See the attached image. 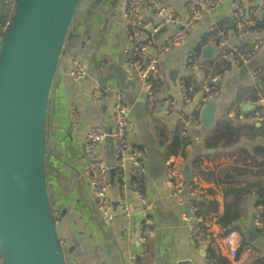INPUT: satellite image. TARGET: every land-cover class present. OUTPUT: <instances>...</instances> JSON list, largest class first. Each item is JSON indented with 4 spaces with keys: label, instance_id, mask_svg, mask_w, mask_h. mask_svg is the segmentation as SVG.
<instances>
[{
    "label": "crops",
    "instance_id": "obj_1",
    "mask_svg": "<svg viewBox=\"0 0 264 264\" xmlns=\"http://www.w3.org/2000/svg\"><path fill=\"white\" fill-rule=\"evenodd\" d=\"M232 0L205 14L181 46L160 57L161 76L157 80L155 98L150 100L143 89L138 68L126 64L127 0H79L73 22L80 26L65 42L59 68L65 74L68 97L65 98L61 75L58 73L48 103L47 128L54 153L48 160L47 180L54 211L62 217L58 229L68 264H126L133 243L125 235L118 204L125 198L119 186L114 143L107 139L101 153L110 167L109 196L116 210L113 227H107L97 208L88 167L84 139L93 125L111 129L117 98L130 108V141L141 145L145 153L144 178L152 201L156 236L149 239L148 249L138 257L141 264H264V237L251 240L248 231L256 228L257 216L264 211L259 194L264 190V123L249 118L250 113L264 112V41L253 59L235 65L219 55V32L231 25L239 28L240 19L226 20ZM246 17L264 21V0H241ZM189 0H173L169 10L179 21L170 24L155 36L162 42L187 20ZM2 0H0V14ZM146 17L158 21L154 10H145ZM228 45L249 46L250 37L241 42L236 31L225 33ZM144 35V34H142ZM264 36V32H263ZM3 34L0 30V40ZM204 41V43H203ZM202 44L200 49L199 45ZM197 50L198 69L187 67V56ZM80 54L87 63L84 79L72 84L69 78L71 60ZM220 74L218 93L204 99L200 84ZM193 80L199 85L194 99L182 101L179 82ZM106 89L100 103L92 100L95 83ZM174 97V108L165 112L167 98ZM67 102V104H66ZM181 112L195 114L198 122L188 128L190 148L184 149L179 133ZM234 115H231V114ZM242 114L243 116H240ZM180 158L186 180L203 192V209L217 219L222 228H237L246 234L239 259L232 260L224 252L211 257L210 250L198 248L190 240L183 220L186 204H181L169 183L166 159ZM128 197L135 207L133 221L143 216L138 198L131 190ZM257 230V229H256ZM258 232V230H257ZM227 262V263H225Z\"/></svg>",
    "mask_w": 264,
    "mask_h": 264
},
{
    "label": "built area",
    "instance_id": "obj_2",
    "mask_svg": "<svg viewBox=\"0 0 264 264\" xmlns=\"http://www.w3.org/2000/svg\"><path fill=\"white\" fill-rule=\"evenodd\" d=\"M173 0H127L124 17L126 19V33L128 47H126V64L133 68H138L140 76L143 78V89L147 92L150 100L155 98L157 80L161 76L160 57L167 55L175 48L181 46L190 37L192 29L201 21L206 13L221 5L223 0H189L187 8L189 16L182 23V26L175 29L162 42L155 40V36L164 27L177 23V15L170 11V4ZM15 0H2V11L13 9ZM154 10L158 21L146 17L145 10ZM240 19L239 28L233 23L219 32V55L222 58L230 59L235 65L250 62L256 52L260 49L264 36V29H259L253 19L246 17V9L241 0L231 1V10L228 15ZM11 19H7L2 25V30L7 31ZM237 32L241 42L252 37L253 42L246 47L240 44L228 45L226 32L229 30ZM144 34V35H142ZM3 37L0 40L2 44ZM197 50H193L187 56V67L192 71L198 69ZM88 66L80 54H74L71 60L69 78L72 84H76L86 77ZM220 74L200 84V89L204 92V99L209 100L218 93V81ZM182 101L188 104L193 101L197 84L187 79L179 82ZM107 89L99 82L93 85L91 93L92 100L100 103L106 94ZM263 101V97L259 98ZM176 103L174 97L167 98L164 111L169 113ZM231 115H234L233 113ZM249 115L252 120L264 123V112L256 110ZM131 111L127 104L119 97L115 101L112 114V126L109 129L102 125L91 126L84 139V148L88 155V167L86 172L91 176V184L96 198L97 208L100 211L105 225L113 227L116 219V210L113 201L109 196L111 185L110 167L105 157L101 153V147L109 138L114 143V154L116 166L119 172V186L124 192L125 198L118 204L119 214L126 222L125 235L133 243L130 248L126 264H141L138 257L148 249V241L156 236L152 216V201L148 196L147 185L144 178L145 153L141 145L129 139ZM240 116H243L240 114ZM179 133L184 141V149L191 146L188 142V128L191 124L198 122L195 114L181 112L179 114ZM180 158L171 155L166 159L167 176L173 193L177 196L181 204H188L189 210L183 211V220L189 229L190 240L198 248L210 250L211 252H224L230 259L238 260L239 251L243 246L246 234L237 229L231 228L227 233L220 226L218 219L209 215L197 204V197L202 194V190L188 182L185 177ZM128 190L138 198L140 211L143 212L140 221L134 222L135 207H133ZM54 218L59 229L63 219L54 211ZM259 235L264 237V211H262L255 221ZM97 264H105L99 262Z\"/></svg>",
    "mask_w": 264,
    "mask_h": 264
},
{
    "label": "water",
    "instance_id": "obj_3",
    "mask_svg": "<svg viewBox=\"0 0 264 264\" xmlns=\"http://www.w3.org/2000/svg\"><path fill=\"white\" fill-rule=\"evenodd\" d=\"M79 0H17L0 49V255L4 264H68L46 174L47 111ZM67 104V102H66ZM89 161V159H88ZM192 179L190 170L185 172ZM187 209L189 210V206ZM251 240L260 235L248 231ZM180 264H188L183 261Z\"/></svg>",
    "mask_w": 264,
    "mask_h": 264
},
{
    "label": "trees",
    "instance_id": "obj_4",
    "mask_svg": "<svg viewBox=\"0 0 264 264\" xmlns=\"http://www.w3.org/2000/svg\"><path fill=\"white\" fill-rule=\"evenodd\" d=\"M16 2L17 0H15V5H14V8L13 9H7V10H4L2 11V13L0 14V30L3 34V39L5 37V34L7 31H3L2 30V25L4 24V22L7 20V19H11L12 20V17H13V13H14V10H15V7H16ZM250 19H253L255 22H256V25L257 27H259V29H264V21L263 20H259L258 18L256 17H253V18H250ZM204 43V41H203ZM201 43L198 47V49H200V47L202 46ZM1 46L2 44L0 45V49H1ZM57 76V75H56ZM55 76V78H56ZM189 81H192V82H195L193 80H190V79H187ZM55 81V79H54ZM54 81H53V84H54ZM196 83V82H195ZM197 84V83H196ZM53 87V86H52ZM197 88H199V85H197ZM46 142H47V145L51 147V144H50V137H49V131H48V128H47V136H46ZM54 153V150L52 149L51 153L47 154L46 155V174L48 172V160L49 158L51 157V155ZM197 204L200 206L201 209H203L204 206H206V203L204 201H198L196 200ZM264 203V190H261L260 194H259V203ZM52 206V204H51ZM53 209V208H52ZM53 213H54V209H53ZM219 220V219H218ZM219 222V221H218ZM220 224V223H219ZM221 226V225H220ZM224 229V228H223ZM231 230V228L229 229H224V233H227ZM246 241V240H245ZM215 253L216 252H211V257L215 256ZM227 263V262H225ZM0 264H4V261L0 255Z\"/></svg>",
    "mask_w": 264,
    "mask_h": 264
},
{
    "label": "rangeland",
    "instance_id": "obj_5",
    "mask_svg": "<svg viewBox=\"0 0 264 264\" xmlns=\"http://www.w3.org/2000/svg\"><path fill=\"white\" fill-rule=\"evenodd\" d=\"M68 257V256H67ZM67 257H66V259H67ZM67 262H68V260H67Z\"/></svg>",
    "mask_w": 264,
    "mask_h": 264
}]
</instances>
